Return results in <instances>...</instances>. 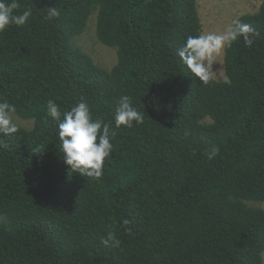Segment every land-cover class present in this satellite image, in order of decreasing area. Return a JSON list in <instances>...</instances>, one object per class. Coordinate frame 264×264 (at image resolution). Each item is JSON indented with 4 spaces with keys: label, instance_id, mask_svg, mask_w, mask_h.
<instances>
[{
    "label": "trees",
    "instance_id": "1",
    "mask_svg": "<svg viewBox=\"0 0 264 264\" xmlns=\"http://www.w3.org/2000/svg\"><path fill=\"white\" fill-rule=\"evenodd\" d=\"M18 3L32 15L0 32V100L33 126L0 134V264H264V0L238 18L252 46L207 84L177 55L204 32L199 0ZM93 17L111 69L77 44ZM123 95L144 115L131 128L114 123ZM81 99L116 132L99 178L70 170L46 117Z\"/></svg>",
    "mask_w": 264,
    "mask_h": 264
},
{
    "label": "clouds",
    "instance_id": "2",
    "mask_svg": "<svg viewBox=\"0 0 264 264\" xmlns=\"http://www.w3.org/2000/svg\"><path fill=\"white\" fill-rule=\"evenodd\" d=\"M20 7L18 0H0V32L9 26H23L32 15L31 8H26L21 14L15 10ZM60 10L56 7H48L46 17L48 20L58 18ZM258 35L251 25L241 22L239 19L232 21L222 32H201L196 36L189 35L184 44L178 49L177 55L181 62L202 84L210 82L216 72L213 64L217 62L226 48H230L238 38L243 37L246 46H252L253 36ZM15 105L7 100H0V134L11 136L18 131L15 120ZM46 117H51L58 122L59 149L64 163L73 172H79L83 176L99 178L103 174L106 159L111 158L116 132L109 123L102 119H93L88 104L81 99L75 106L63 112L53 100H48L46 105ZM144 115L133 106L129 96L119 98L114 114L115 127L122 125L128 128L133 123H142ZM129 222L124 220V224ZM105 247L118 248L121 241L114 232H107L101 239Z\"/></svg>",
    "mask_w": 264,
    "mask_h": 264
},
{
    "label": "rangeland",
    "instance_id": "3",
    "mask_svg": "<svg viewBox=\"0 0 264 264\" xmlns=\"http://www.w3.org/2000/svg\"><path fill=\"white\" fill-rule=\"evenodd\" d=\"M262 5V0H199V12L204 26V32H222L232 21L245 14L256 13ZM77 44L87 53L92 55L100 66L111 69L117 64L118 56L114 48L102 44L97 37L96 17H93L88 28L82 34ZM213 64L214 78L218 81H226L225 50L218 56ZM18 125L26 128L33 126L32 121H25L15 114ZM264 208V204H261Z\"/></svg>",
    "mask_w": 264,
    "mask_h": 264
}]
</instances>
